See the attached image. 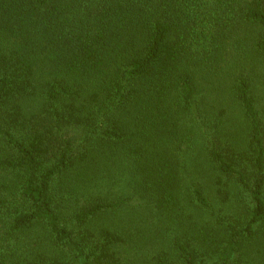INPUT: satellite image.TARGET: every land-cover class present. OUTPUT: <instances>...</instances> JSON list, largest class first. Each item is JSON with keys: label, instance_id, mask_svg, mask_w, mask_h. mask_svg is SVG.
<instances>
[{"label": "trees", "instance_id": "trees-1", "mask_svg": "<svg viewBox=\"0 0 264 264\" xmlns=\"http://www.w3.org/2000/svg\"><path fill=\"white\" fill-rule=\"evenodd\" d=\"M0 264H264V0H0Z\"/></svg>", "mask_w": 264, "mask_h": 264}]
</instances>
